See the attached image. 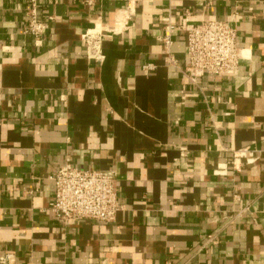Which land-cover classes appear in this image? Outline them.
<instances>
[{"label": "crops", "instance_id": "1", "mask_svg": "<svg viewBox=\"0 0 264 264\" xmlns=\"http://www.w3.org/2000/svg\"><path fill=\"white\" fill-rule=\"evenodd\" d=\"M36 5L39 35L24 31L30 0H0V252L15 264H264V0ZM234 14L237 74L190 83L181 30L166 60L167 25ZM96 25L102 62L81 40ZM66 159L115 171L112 221L49 210Z\"/></svg>", "mask_w": 264, "mask_h": 264}, {"label": "built area", "instance_id": "2", "mask_svg": "<svg viewBox=\"0 0 264 264\" xmlns=\"http://www.w3.org/2000/svg\"><path fill=\"white\" fill-rule=\"evenodd\" d=\"M93 0H85L91 4ZM37 0H30L29 20L24 27L26 33L39 35L44 24L37 18ZM236 14L233 22L221 18H212L199 23H181L167 25L162 38L166 60L174 63L169 47L174 30L185 32L184 65L179 68L181 74L190 83H196L204 75L230 77L237 74L239 62L243 58L237 44L238 29ZM106 32L97 25L81 34L88 59L102 62V36ZM245 150L233 153V165L245 156ZM236 166V165H235ZM54 184L53 198L49 210L63 222H75L83 219L100 222L112 221L122 205L116 188L115 171L85 169L74 165L69 159L59 166L50 176ZM211 240L212 236H208ZM0 264H15L14 255L0 252Z\"/></svg>", "mask_w": 264, "mask_h": 264}]
</instances>
